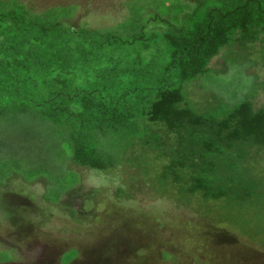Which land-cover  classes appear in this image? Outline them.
Segmentation results:
<instances>
[{
	"label": "trees",
	"instance_id": "trees-1",
	"mask_svg": "<svg viewBox=\"0 0 264 264\" xmlns=\"http://www.w3.org/2000/svg\"><path fill=\"white\" fill-rule=\"evenodd\" d=\"M156 1L145 6L166 19L133 7L112 32L68 26L72 13L61 8L34 13L0 0V131L35 134L20 122L31 114L69 148L27 157L50 175L65 157L101 173L125 162L153 191L200 200L264 249V104L247 92L198 106L188 91L229 70L234 79L222 83L249 81L255 92L241 67L255 53L264 69V0ZM214 59L222 60L217 68ZM66 171L58 175L75 177Z\"/></svg>",
	"mask_w": 264,
	"mask_h": 264
},
{
	"label": "rangeland",
	"instance_id": "rangeland-1",
	"mask_svg": "<svg viewBox=\"0 0 264 264\" xmlns=\"http://www.w3.org/2000/svg\"><path fill=\"white\" fill-rule=\"evenodd\" d=\"M17 1L34 13L51 7L61 8L66 17L72 13L65 23L73 28L112 32L122 31L119 26L132 16L130 8L154 11V4H145H158L156 0ZM192 1L178 0L183 5ZM247 57L251 62L244 61L241 73L256 82L253 94L249 81L235 86L222 83L234 79L228 70L192 84L188 90L192 103L204 106L215 94L231 104L249 92L256 106L264 104V69L255 53ZM221 62L214 59V68ZM32 117L25 115L20 122L35 134L18 132L13 125L0 131V264H264V249L221 225L200 200L191 198L187 203L174 191H153L156 187L151 189L133 175L137 171L125 162L101 173L65 157L58 164L61 168L50 175L40 161L33 163L27 157L65 154L69 148ZM33 168L34 174L40 173L34 179L29 173ZM66 170L75 177L58 175ZM119 187L127 196L116 194ZM57 194L60 200L51 201Z\"/></svg>",
	"mask_w": 264,
	"mask_h": 264
}]
</instances>
